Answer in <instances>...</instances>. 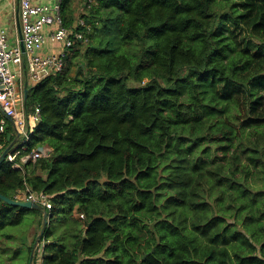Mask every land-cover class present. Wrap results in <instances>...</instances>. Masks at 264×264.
I'll return each mask as SVG.
<instances>
[{
    "label": "trees",
    "instance_id": "16d2710c",
    "mask_svg": "<svg viewBox=\"0 0 264 264\" xmlns=\"http://www.w3.org/2000/svg\"><path fill=\"white\" fill-rule=\"evenodd\" d=\"M94 2L62 72L25 101L39 120L23 153L50 155L0 164V194L51 200L43 264H264V0ZM25 217L20 262L5 229ZM41 221L0 200L3 264H28Z\"/></svg>",
    "mask_w": 264,
    "mask_h": 264
},
{
    "label": "built area",
    "instance_id": "2783aa9c",
    "mask_svg": "<svg viewBox=\"0 0 264 264\" xmlns=\"http://www.w3.org/2000/svg\"><path fill=\"white\" fill-rule=\"evenodd\" d=\"M60 4L61 0H51L46 3H40L39 0H18L20 30L25 53H22L18 43L16 46H11L10 33L2 24L3 18L0 13V137L6 131L7 118H10L13 130L19 139L8 150L4 160L10 162L13 169H20L24 163L48 157L51 153V148L47 145L34 148L27 154L23 153L27 150V142L39 120V109L35 108L30 114L26 112L24 93L17 77L24 65L27 66L28 77L36 84L48 76L61 73L65 66L67 50L71 47L73 39H82L81 33L64 26ZM45 26H55L49 37L64 44L63 51L57 56L39 54L45 42L42 32ZM24 114L27 116V121ZM4 149L3 143L0 142V154ZM13 199L35 202L42 205L46 211L52 208L47 194H35L28 189L22 195L15 194ZM78 218L84 219V216L79 214ZM37 264H43L41 258L38 259Z\"/></svg>",
    "mask_w": 264,
    "mask_h": 264
},
{
    "label": "rangeland",
    "instance_id": "374dc122",
    "mask_svg": "<svg viewBox=\"0 0 264 264\" xmlns=\"http://www.w3.org/2000/svg\"><path fill=\"white\" fill-rule=\"evenodd\" d=\"M41 1H44V0H41ZM39 2H40V0H39ZM50 2H51V0H50ZM94 3H95L94 0H71L70 1V12L68 10V12H69L68 18L72 19V24L74 23V25L77 26L79 22L81 23L82 22L81 21V15L86 12L85 7L87 8L89 5L94 4ZM12 68H13V66H12ZM75 71H76V68H75V66H73L72 70H71V74L74 76H76ZM241 100H242V98H241ZM239 107H240V109L239 108H233V113L235 112L236 114H238L239 112L241 113V111H244L243 102H240ZM249 182H252V181L249 179ZM255 187L257 189H264V180L256 182ZM31 221H32L31 217H25L24 221L21 225H19L17 227L7 226V228L5 230L6 233L13 234L15 232L16 239H19L20 242L22 243V245L20 246V243H18V241L16 240L17 246L15 247V250H16V248L18 250L16 252L17 256L14 259L15 261L20 260V262H23V260L25 258V255L27 253V245H29L28 243H30L29 238L31 237V239H32V233H33L32 229L30 230ZM54 229H55L54 231L57 234V236H60L62 238L61 241L65 242L66 244L71 243L72 236H71V234H69L70 229H72L71 223L67 224L64 221H59L58 223H56L54 225ZM6 256L7 255H5V257H4L5 259H7ZM33 257H34V263H37L38 259L41 258L40 243L35 248ZM1 259L3 260L2 256H0V264H3L1 262L2 261ZM5 262L6 263L9 262V260L7 259V260H5Z\"/></svg>",
    "mask_w": 264,
    "mask_h": 264
},
{
    "label": "crops",
    "instance_id": "0c3cea01",
    "mask_svg": "<svg viewBox=\"0 0 264 264\" xmlns=\"http://www.w3.org/2000/svg\"><path fill=\"white\" fill-rule=\"evenodd\" d=\"M46 2H50V0H44V1L40 0V3H46ZM17 6H18V0H0V13H1L2 18H3L2 24L5 27H7L8 30H9L11 46H16L17 43H19L18 30H17V26H16V10H17ZM73 25H74V23L71 25V29L76 31L75 28H74L75 25L74 26ZM55 28H56L55 26H45V27H43L42 32H43V35H44V38H45V42H44V44L42 46V49L39 52L40 55H55V56H57L63 51V49H64L63 42L51 40V38L49 37L50 34L53 32V30ZM69 49L70 48H68V50H67V54L69 53ZM17 78H18L19 84L21 83L22 91H24V83L25 82H27V87L28 88H30V87H32L33 85L36 84L34 81H31L30 78L28 77L27 66L26 65L23 66V70H22V72L19 74V76ZM27 113L30 114L32 112H27ZM24 117H25V120L27 121V116L25 114H24ZM26 124H28V123L26 122ZM7 128H9V130H10L9 131V135H10L11 141L13 140L14 142L16 141V143H17L19 137L15 133V131L13 130V125H12V123L9 120H8ZM26 129H27V126H26ZM13 196H15V194ZM35 225L36 224H34V226ZM31 229H32V232H33V228H30V230ZM2 240H5V238H2L0 240V243H1ZM29 240L30 241L32 240L31 237L29 238ZM7 253H2L1 254L3 260H7L8 259V258L7 259L4 258ZM37 263H38V261H37ZM37 263H34V261H33V264H37Z\"/></svg>",
    "mask_w": 264,
    "mask_h": 264
},
{
    "label": "water",
    "instance_id": "95a60500",
    "mask_svg": "<svg viewBox=\"0 0 264 264\" xmlns=\"http://www.w3.org/2000/svg\"><path fill=\"white\" fill-rule=\"evenodd\" d=\"M16 26H17V30H18V36H19V48L22 51V53H25V49H24V45H23V41H22V35H21V30H20V22H19V5L17 6V10H16ZM28 91L29 88L27 87V82L24 83V101H26L27 96H28ZM9 121L11 120L10 118H7ZM10 139V135L7 134V140ZM16 143V141L14 142L13 140L10 142V144L1 152L0 154V164L4 161L6 153L8 152V150ZM0 200H2L3 202L12 205V206H17V207H21V208H26V209H32V210H36L38 212H40L42 214V221H41V228L40 231L37 235V237L35 238V241L32 245V250H31V254L29 256V260H28V264H33V256H34V249L37 247V245L39 244V242L43 239V235L45 230L48 227V222H49V218H50V214L48 211L45 210V208L40 205L37 204L35 202H30V201H23V200H15L12 198H9L7 196H4L2 194H0Z\"/></svg>",
    "mask_w": 264,
    "mask_h": 264
}]
</instances>
